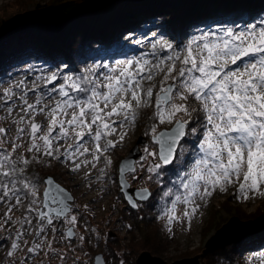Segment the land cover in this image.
Here are the masks:
<instances>
[{
    "label": "snow or ice",
    "instance_id": "obj_1",
    "mask_svg": "<svg viewBox=\"0 0 264 264\" xmlns=\"http://www.w3.org/2000/svg\"><path fill=\"white\" fill-rule=\"evenodd\" d=\"M149 47L111 67L98 64L76 76L40 70L30 82L0 88V233H7L0 247L8 245L0 262L33 264L48 257L49 264H67L66 253L54 247L67 242L72 264H80L75 252L86 237L77 225L84 213L94 215L90 205L79 211L70 191L30 169L57 160L69 173L82 174L85 189L111 181L114 150L125 145L147 109L152 123L145 135L154 147L142 146L135 161L118 166L120 175L136 180L139 170L162 182L169 166L180 167L176 161L186 138L198 137L192 161L173 181L176 190L163 193L173 198L160 217L169 234L174 222L190 230L203 203L233 184L238 199L264 198V19L201 31L182 46L157 38ZM165 124L171 129L158 131ZM126 183L119 182L121 191ZM136 195L126 197L132 208L151 193ZM83 227L89 231L86 222ZM90 232L97 234L95 228ZM91 259L107 264L102 255ZM253 259L264 264V252Z\"/></svg>",
    "mask_w": 264,
    "mask_h": 264
},
{
    "label": "rangeland",
    "instance_id": "obj_2",
    "mask_svg": "<svg viewBox=\"0 0 264 264\" xmlns=\"http://www.w3.org/2000/svg\"><path fill=\"white\" fill-rule=\"evenodd\" d=\"M147 1L113 0L104 2L102 6L115 8L116 6L139 5L140 8H146L149 6L146 3ZM57 3L58 0H0V23L3 20L25 13H29L32 20L38 16L36 13L39 8ZM134 12V10L131 12L126 11L122 16L119 15L120 17L112 19L114 22H111V31H120V34L116 37L118 46L111 50L93 48L91 54L71 66L64 64L68 61L62 63L53 62L52 57H50L51 60L41 58L33 51L27 49L23 50L26 53L25 56H21V59L14 57L16 51L23 49L27 42L20 35H8L0 41V55L5 60L7 59V67L0 71V88L9 87L20 80L30 82L35 76L39 75L40 70H44L47 73L59 71L61 74L68 73L76 76L86 73L88 69L98 64H108L111 67L120 60L130 59L150 52L149 45L157 38H163L182 46L193 36L199 35L201 31L229 27L240 28L246 23H256L255 20H246L242 25L220 23L200 28H197L198 26L196 25L192 26L194 24H189L184 27L185 31L182 32L187 34L182 39H179L166 34L160 22L149 20L145 12H141L137 16L132 14ZM111 15V11H108L106 19H109L108 17ZM260 17L261 20L262 18L264 19V13L260 14ZM125 23L133 26L139 24L143 29L133 28L131 32H127L124 27ZM0 65H3L1 61ZM102 71L104 70H99V72ZM29 86L31 85L29 84ZM151 113L152 109L145 110L134 129L129 132L125 145L122 147L118 146L114 150V164L109 171L111 181L105 179L103 183L93 185L92 190L83 187L78 191L74 183L77 181L82 182V174L78 176L69 173L68 169L57 160H51L50 165L36 164L30 169V174L41 179L51 176L61 186L70 191L76 198V203L80 205L79 211L83 212L84 204L90 205V210L94 215L84 213L79 218L80 223L77 225L79 232L86 237L83 248L77 247L75 252L76 256L81 257L80 264H83L84 261L92 264L91 258H95L100 253L104 255L107 264H136L138 256L144 251H150L153 255L163 258L170 264L201 255L208 240L234 216H238L244 221L264 220V198L238 199L234 194L238 185L233 184L229 186L227 192L221 193L217 191L209 200L203 203L200 214L192 221L190 230H188L186 224L174 222L172 234H169L165 226L166 220L160 217L163 215L165 207L170 206V203L166 204V201L170 202L173 198L165 197L163 193L169 189L176 190L173 181L177 179V174L185 170L186 166L192 161L196 151L194 145L198 139L197 136H188L186 138L187 143L181 149L179 159L176 161L180 167L173 169L169 166L168 170L165 171L162 182L148 180V174L144 171L138 170L139 178L136 180H133L130 174L127 175V181L131 188L148 189L151 192L149 200L137 201L139 207L133 209L120 189L118 166L135 148L141 137L147 138V142L140 145L141 151L144 145L154 147L150 136L145 135L149 125L152 123L149 119ZM4 114V112H0V115ZM38 119L42 120V118ZM193 123L197 125L200 123L198 116H194ZM171 127V125L167 124L160 125L158 131L171 129ZM101 186L107 188V191H101L103 189L100 188ZM249 196L251 197L252 194L249 193ZM16 215H20V213L17 212ZM85 222L89 229L88 232H85L83 227ZM93 228L97 230L98 235L90 232ZM257 228H261V225L254 226V229ZM240 232V234H246L247 231ZM6 235L7 233H0V236ZM78 243V241H74V246ZM7 247V243L0 247V256L4 255ZM54 247L66 253L68 257L67 264H72L73 252L67 242L54 244ZM261 252H264V232L241 243L228 246L225 249H219L206 258H201L200 262L201 264H248L249 261H252V264H259V261L253 258ZM85 253L89 255L85 256ZM0 264H5V262H0ZM33 264H49L48 257H44L42 260H33ZM51 264H64V262L53 259Z\"/></svg>",
    "mask_w": 264,
    "mask_h": 264
},
{
    "label": "trees",
    "instance_id": "obj_3",
    "mask_svg": "<svg viewBox=\"0 0 264 264\" xmlns=\"http://www.w3.org/2000/svg\"><path fill=\"white\" fill-rule=\"evenodd\" d=\"M111 1L58 0L55 5L39 8L32 20L29 13L16 15L0 23V41L11 34L20 35L27 43L14 57L21 59L27 49L41 58L52 57L53 62L68 61L64 64L71 66L91 54L93 48L111 50L118 46L120 31H111L110 25L126 11L134 10L136 16L145 12L149 20L160 22L166 34L179 39L187 34L182 32L189 24L200 28L220 23L242 25L246 20L258 23L264 13V0H148L146 8L102 6ZM108 11L112 15L106 19ZM124 27L127 32L143 29L139 24L125 23ZM0 61L1 71L7 67V59L0 55Z\"/></svg>",
    "mask_w": 264,
    "mask_h": 264
},
{
    "label": "water",
    "instance_id": "obj_4",
    "mask_svg": "<svg viewBox=\"0 0 264 264\" xmlns=\"http://www.w3.org/2000/svg\"><path fill=\"white\" fill-rule=\"evenodd\" d=\"M165 130H170V129H164L162 131ZM146 142H147V138L141 137L138 143L136 144L135 148L130 152V154L125 159L122 160L120 165L127 162L129 158L135 161L141 155V148H137V145L140 146L141 144H145ZM119 177H120V181L121 180L127 181V175H120ZM142 190L143 189L131 188L129 182L127 181L126 186L122 192L124 193L125 198L132 197L133 199H137L136 194ZM133 194H135V196H133ZM147 200H137V201H147ZM133 209H137V208H133ZM258 224L261 225V228L254 229V226ZM240 231H247V232L246 234H240L241 233ZM263 232H264V220L244 221L241 220L238 216H234L226 224H224L219 230H217L216 233L208 240L205 246V250L201 255L195 256L193 258L179 260L170 264H201L200 262L201 258L204 259L208 255L216 252L219 249H225L228 246L241 243L248 238H253L258 236ZM100 255H102L104 258V255L101 253L97 254L95 257ZM136 264H169V263L165 261L163 258L153 255L150 251H144L138 256L136 260Z\"/></svg>",
    "mask_w": 264,
    "mask_h": 264
},
{
    "label": "bare ground",
    "instance_id": "obj_5",
    "mask_svg": "<svg viewBox=\"0 0 264 264\" xmlns=\"http://www.w3.org/2000/svg\"><path fill=\"white\" fill-rule=\"evenodd\" d=\"M97 173L95 171H93V176H95ZM74 180H76V178H74ZM74 185L78 188V191H80L81 188H83L82 186V182L81 181H77L76 183H74ZM104 186H101L100 188H103Z\"/></svg>",
    "mask_w": 264,
    "mask_h": 264
}]
</instances>
